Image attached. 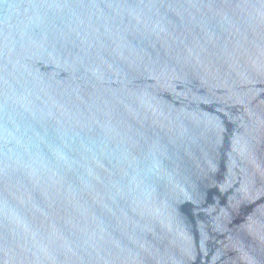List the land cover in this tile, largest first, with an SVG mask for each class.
<instances>
[{"label": "water", "instance_id": "water-1", "mask_svg": "<svg viewBox=\"0 0 264 264\" xmlns=\"http://www.w3.org/2000/svg\"><path fill=\"white\" fill-rule=\"evenodd\" d=\"M0 264H264V0H0Z\"/></svg>", "mask_w": 264, "mask_h": 264}]
</instances>
